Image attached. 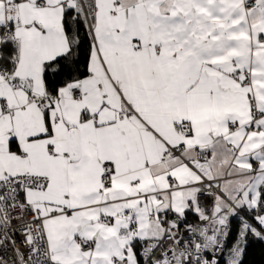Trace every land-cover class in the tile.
Here are the masks:
<instances>
[{"label": "snow or ice", "instance_id": "6c2138e0", "mask_svg": "<svg viewBox=\"0 0 264 264\" xmlns=\"http://www.w3.org/2000/svg\"><path fill=\"white\" fill-rule=\"evenodd\" d=\"M249 237L264 0H0V264H244Z\"/></svg>", "mask_w": 264, "mask_h": 264}, {"label": "trees", "instance_id": "16d2710c", "mask_svg": "<svg viewBox=\"0 0 264 264\" xmlns=\"http://www.w3.org/2000/svg\"><path fill=\"white\" fill-rule=\"evenodd\" d=\"M191 218H194L190 216ZM232 235L229 238V244L235 239L239 221L238 219L231 220ZM244 264H264V242L257 240L254 237H249Z\"/></svg>", "mask_w": 264, "mask_h": 264}, {"label": "built area", "instance_id": "2783aa9c", "mask_svg": "<svg viewBox=\"0 0 264 264\" xmlns=\"http://www.w3.org/2000/svg\"><path fill=\"white\" fill-rule=\"evenodd\" d=\"M189 219H190V220H193L194 218H190V217H189Z\"/></svg>", "mask_w": 264, "mask_h": 264}, {"label": "bare ground", "instance_id": "6f19581e", "mask_svg": "<svg viewBox=\"0 0 264 264\" xmlns=\"http://www.w3.org/2000/svg\"><path fill=\"white\" fill-rule=\"evenodd\" d=\"M191 218V217H190Z\"/></svg>", "mask_w": 264, "mask_h": 264}]
</instances>
